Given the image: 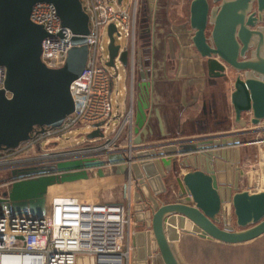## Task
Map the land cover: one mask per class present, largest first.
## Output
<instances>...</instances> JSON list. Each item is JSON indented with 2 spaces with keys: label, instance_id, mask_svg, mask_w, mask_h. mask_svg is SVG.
I'll return each instance as SVG.
<instances>
[{
  "label": "water",
  "instance_id": "95a60500",
  "mask_svg": "<svg viewBox=\"0 0 264 264\" xmlns=\"http://www.w3.org/2000/svg\"><path fill=\"white\" fill-rule=\"evenodd\" d=\"M37 2L54 4L62 24L74 33V46L60 68H50L41 59L42 40L48 33L31 18ZM141 4L143 19L148 20L152 6L145 0ZM189 12V19L174 25L168 39L172 66L182 75L206 76L208 85L222 93L233 81L231 104L235 121L244 131L136 147L144 142L145 129L151 133L149 69L145 61L149 49L144 37L141 48L137 44H116L117 28L112 23L108 27L107 65L115 67L119 60L125 67L130 77L129 89H125L130 90L132 100L135 68L143 81L135 125L128 128L138 137L125 150L109 153L104 159H74L13 170V182L0 197L2 216L43 217L49 187L89 179L88 169L97 168L96 174L105 177L104 168L112 165L116 173L129 168L141 190L136 192L142 202L135 219L145 223L146 230L134 233V264H185L176 226L226 244L250 242L264 235V182L258 190L260 177L264 181V161L259 168L246 171L240 165V149L236 156L235 149H230L244 144L240 135L260 134L252 141L264 142V0H191ZM89 31V15L81 0H0V65L7 68L0 89L1 148L19 147L32 138L36 126H61L74 111L70 86L88 60ZM121 79L118 69L113 86ZM204 102L209 117L208 97ZM213 106L216 115V101ZM250 124L254 127L248 129ZM103 137L100 129L87 133L90 140ZM182 167L188 171L180 176ZM171 170L176 174L181 198L165 202L158 196L167 191L164 177ZM241 177L246 178L249 189H240ZM155 183L159 186L154 187ZM81 258L88 259L79 256L78 261ZM90 261L94 263L93 258Z\"/></svg>",
  "mask_w": 264,
  "mask_h": 264
},
{
  "label": "built area",
  "instance_id": "2783aa9c",
  "mask_svg": "<svg viewBox=\"0 0 264 264\" xmlns=\"http://www.w3.org/2000/svg\"><path fill=\"white\" fill-rule=\"evenodd\" d=\"M81 2L89 15L90 31L86 35L89 56L83 72L70 86L74 111L59 127L36 126L32 138L17 148L0 147V197L13 182V170L45 167L74 159H104L109 153L121 151L117 140L126 131L132 133L128 128L135 125L133 104L123 118L119 117V124L113 117L115 75L107 65L109 54L104 55L102 34L103 29L108 32L113 23L117 28L115 43L126 37L127 44L135 45L143 18L141 1ZM31 18L48 33L42 40L43 63L50 68L64 66L74 46L72 29L62 24L55 5L50 2L35 3ZM131 64L133 66V60ZM115 69L118 72L117 63ZM6 75L7 68L0 65V89L4 87ZM77 127L89 128L90 132L100 129L104 137L86 139L70 148H51ZM131 189L128 194L125 192L129 206L123 201H84L74 196H61L48 202L43 217L0 214V264H80L79 256L88 258L84 264H92L90 258L94 259L93 264H132L135 232L132 229Z\"/></svg>",
  "mask_w": 264,
  "mask_h": 264
},
{
  "label": "crops",
  "instance_id": "0c3cea01",
  "mask_svg": "<svg viewBox=\"0 0 264 264\" xmlns=\"http://www.w3.org/2000/svg\"><path fill=\"white\" fill-rule=\"evenodd\" d=\"M128 1L129 0H125V3H129ZM190 1L191 0H180L178 3L177 0H145L146 4H150L152 8L151 10H148L147 15L149 16V19L145 20L143 19L144 17L141 19L135 44H137V47L141 48L145 45L146 41V47L149 49L148 56L145 58V61L146 65H148L147 69H149L147 70V75L149 76L147 82L150 83V111L148 127L151 133H147L148 131L145 129L146 133L142 134L144 142L136 147L147 146L154 143H172L185 139H194L200 136L226 133L227 131H244L235 121V114L231 104L230 96L233 90V81L228 83L222 93L215 87L208 85L209 82L206 79V76L189 77L182 75L179 68L176 69L172 66L173 60L171 58L168 39L170 34H173L174 25L184 23L189 19ZM142 6L143 5L141 4L143 16L144 10ZM142 82L139 69L135 68L133 82L134 100H132L130 90H126L129 89L130 86V77L127 75L125 86L126 98L124 103L121 105L118 103L116 109L113 107V117L118 119V124L121 122L119 117L123 118L127 114L132 101H134L133 107L136 116L138 97L141 92L144 91V88L141 86ZM115 85L112 91V96L115 91ZM116 94L119 96L122 92L117 90ZM206 97H208L210 103L209 117H206V108L204 106ZM215 101L217 102L216 115L212 113ZM229 119L232 120L231 123H227L229 122ZM228 124L229 126H227ZM248 127L253 128L254 125L250 124ZM228 128L231 129L228 130ZM246 135L248 134L240 136L246 137ZM255 135L256 138L254 139H259L261 137L260 134ZM137 137L138 135L134 132L129 134V132L126 131L121 138L120 150H125L126 147L129 146ZM252 146L256 147L258 150L256 164L264 161V142L262 141H246L244 144L232 146L230 149H235V156L237 155V149H240L241 156H243L244 153L248 156V151L254 148ZM178 158L180 159L181 156L179 155ZM247 159L248 162L251 161L249 156ZM113 169L114 166L112 165L106 166L104 168V171L106 172L105 177H100L96 174L97 168L88 169V171L92 178H106L107 176H113ZM126 171L131 173L129 168ZM187 171V168L182 167L179 175L182 176L187 173ZM3 175H5V173H3ZM263 182L264 181H262L260 177L258 190H262L261 186L263 185ZM157 186L159 185L155 183L154 187ZM240 189H249L245 177L240 178ZM162 194H165V192ZM168 195L172 198L171 201H177L180 199L181 196L179 194V187L175 188V186H172V191ZM158 197L160 198V195ZM165 202L169 201L165 200ZM176 229L180 235L179 243L182 249L183 246L187 245V242L185 241L188 238L187 235L182 237V232L186 229L178 226ZM263 237L264 235L250 242L240 244H226L214 239L202 237H200V239L216 244V246L222 248V250H224L229 257L232 256L238 258L242 256L238 262H231L232 264H264L259 262L258 250H256L255 245L258 240ZM183 239L184 242L182 243Z\"/></svg>",
  "mask_w": 264,
  "mask_h": 264
},
{
  "label": "rangeland",
  "instance_id": "374dc122",
  "mask_svg": "<svg viewBox=\"0 0 264 264\" xmlns=\"http://www.w3.org/2000/svg\"><path fill=\"white\" fill-rule=\"evenodd\" d=\"M211 28V26H210ZM108 32L106 29H103L102 34V45L104 46V55L108 56ZM119 43L122 44V46H125L127 43V38L123 37L119 40ZM117 61L118 69L121 74L122 79L117 81L115 85V91L113 93V107L116 109L118 103L121 105L124 103V100L126 98V80H127V74L125 67L121 64L119 60ZM110 72H112L114 75L116 74L115 67H110ZM120 90L122 94L117 96L116 91ZM115 122L118 119H115ZM232 120L229 119V122L231 123ZM111 126H114V122L111 124ZM229 126V124L227 125ZM250 129V128H248ZM91 129L86 127H77L72 132L66 133L63 136V139L57 141V144H53L51 148L53 149H65L75 146L78 142H83L87 138V133L90 132ZM241 137L242 142H249L252 141L254 138H256L255 134H248L246 137ZM121 138L117 140L118 143H121ZM124 144V143H123ZM127 146L126 148H128ZM254 147V146H252ZM136 151H133V153ZM249 157L251 158V161L248 162L247 158L248 156L246 153L242 156V161L240 165L242 167H245L244 169L246 171H252L254 168H259V163L256 164L257 158H258V150L256 147L252 148L250 151H248ZM139 162V161H137ZM175 173L172 172V170L166 174L164 177V182L166 183L167 192L165 194L160 195V198L162 201L168 200L171 201V197H169V193L172 191V186H175V188H178L177 181L175 177ZM88 181H78V182H67V183H61L57 184L56 188L63 184H69L70 189H67L66 191L69 192L72 195H77L84 201H123L125 202L126 206H129V201L125 199V192L128 194L130 192V189L132 190V214L135 218L137 216V213L140 212L139 203L142 201H138L136 197V192H141L140 189H138L139 185L133 176L132 173H128L126 171L125 173H116L114 172L113 176L106 177V178H92L90 177L87 179ZM132 185L128 189L126 188V185L129 186ZM58 186V187H57ZM67 188V187H65ZM52 197V196H51ZM174 199V198H173ZM132 229L134 232H138L141 230H146L145 223H142L136 219L132 222ZM182 237L184 235H187V239L185 240L187 242V245L183 246L182 249L180 247L179 243V249L181 257L185 264H232L235 262H238L241 257H229L222 248H219L216 246V244L212 242H208L206 240L200 239L198 234L191 233L187 230L182 232ZM195 235V236H194ZM190 237V238H189ZM199 237V238H198ZM134 240V239H133ZM179 242V241H178ZM184 242V239L182 243ZM256 250H258V258L260 263H264V237L258 240V242L255 244ZM132 259H134V254L132 255ZM232 262V263H231ZM132 264H134V261L132 260Z\"/></svg>",
  "mask_w": 264,
  "mask_h": 264
},
{
  "label": "bare ground",
  "instance_id": "6f19581e",
  "mask_svg": "<svg viewBox=\"0 0 264 264\" xmlns=\"http://www.w3.org/2000/svg\"><path fill=\"white\" fill-rule=\"evenodd\" d=\"M124 149V148H123ZM91 177V176H90ZM80 181V180H79ZM81 181H88L87 179H82ZM73 183V182H72ZM72 183H68V184H63L61 186H57L58 188H56V185H53L51 187H49V190H48V194H47V205H48V202L51 201L53 198H57V197H61V196H74L80 200H82L80 197H78L77 195H72L70 194L69 192H67L66 190L67 189H70L68 186L69 184H72ZM132 185L129 184L126 185V188L128 189V187L130 188ZM67 187V188H65ZM52 196V197H51ZM135 218H133L134 220ZM177 227V226H176ZM84 261L85 259L81 258V260H79V263L80 264H84Z\"/></svg>",
  "mask_w": 264,
  "mask_h": 264
}]
</instances>
